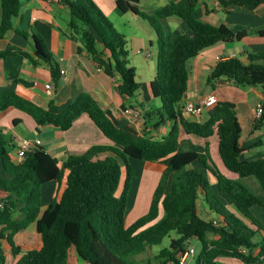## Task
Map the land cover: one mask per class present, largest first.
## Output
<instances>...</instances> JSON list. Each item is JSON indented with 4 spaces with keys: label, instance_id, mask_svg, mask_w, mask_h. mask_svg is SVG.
Listing matches in <instances>:
<instances>
[{
    "label": "trees",
    "instance_id": "trees-1",
    "mask_svg": "<svg viewBox=\"0 0 264 264\" xmlns=\"http://www.w3.org/2000/svg\"><path fill=\"white\" fill-rule=\"evenodd\" d=\"M60 1L68 6L69 28L81 49L106 75L117 77L120 94L134 97L139 85L135 68L130 65L126 37L92 0ZM199 1L170 0L152 14L126 0L116 1L122 12L131 11L149 21L157 34L156 75L150 88L161 104L142 116L145 127L151 129L170 123L162 138L149 136V131L136 137L117 126L87 92H79L64 110L52 112L13 90H0V111L17 108L34 119L36 129L52 124L67 130L86 114L113 143L91 145L82 154L67 156L62 163L37 145L22 158L23 162L15 163L12 152L16 145L0 129V192L4 194L0 197V264H6V244L16 259L13 264H69L71 248L86 264H135L136 254L160 244L171 231L175 236L153 256L155 264H180L192 240L199 242L193 264H218L219 257L236 258L242 264H264V223L251 211L254 205L264 206L262 201L240 180L221 173L206 146L179 139L182 130L200 138L216 135L218 155L225 168L239 178L253 176L264 192V158L240 159L241 128L234 105L216 101L206 109L204 120L186 117L179 105L187 88V61L216 43L239 41L247 35L245 29L233 31L226 24L200 19ZM220 4L223 8L244 6L253 11L264 0H222ZM19 8V0L0 1V38L14 29ZM167 17L179 18L188 32L173 33L155 24ZM259 33L264 35V29ZM33 38L36 55L53 64L42 37ZM98 42L105 53L98 49ZM8 55L24 53L13 46L0 49V59ZM220 78L239 86L262 87L258 123H263L264 51L248 53L245 61L237 57L218 60L207 80L212 84ZM129 157L168 162L147 211L127 225L134 176ZM208 173L214 177L216 189ZM49 181L63 182L64 186L59 196L43 207L41 188ZM201 204L214 216L202 215ZM31 223H35L40 246L23 251L14 238Z\"/></svg>",
    "mask_w": 264,
    "mask_h": 264
},
{
    "label": "crops",
    "instance_id": "crops-1",
    "mask_svg": "<svg viewBox=\"0 0 264 264\" xmlns=\"http://www.w3.org/2000/svg\"><path fill=\"white\" fill-rule=\"evenodd\" d=\"M92 1L114 26L117 19L126 17L129 18V22L137 27V29L132 28L131 30L129 24L128 36L124 35L127 41L126 45L129 44L130 48L128 53L133 50L137 52L145 45H148L149 49L152 50V38L155 37L157 42V34L149 21L140 18L131 11L122 12L116 4L117 0ZM126 1L140 10L152 14L156 8L170 0ZM221 1L200 0L197 7L198 17L214 25L226 24L233 31L245 29L247 35L239 41L216 43L203 49L187 61V88L179 105L183 107L186 100L200 101L209 94H213L217 101L231 102L234 105L241 128L239 144L243 151L240 159H261L264 158V122L258 123L252 108L261 101L262 87L260 85L239 86L235 85L232 80L225 78L217 79L210 84L207 78L213 66L220 59L237 57L245 61L248 53L264 51V35L259 33L260 30L264 29V4L251 11L244 6L223 8L220 4ZM19 2V14L13 20L14 29L9 30L4 37L0 38V49L13 46L16 50L23 52L24 55H8L0 59V90H13L52 112L64 110L79 92H87L99 103L117 126L130 131L136 137L149 131V136L162 138L168 132L170 123L155 129L144 125L143 113L160 106H157V99L159 102L160 99L154 97L151 92L150 81L152 79L142 82L143 91L140 100L136 97L120 94L117 90V77H110L98 69L96 62L85 50L81 49L80 41L72 37L68 24L70 14L66 4L60 0H19ZM155 24H158L162 29H169L173 33L188 32L184 22L177 17H167L163 21H155ZM33 35L42 37L47 50L52 55L53 64L36 55ZM97 45L98 49L105 53L102 44L98 42ZM152 56L151 52L150 57ZM54 65L56 70H53ZM61 70L65 71L64 74L60 73ZM46 83L52 87L53 93L51 95L46 93L44 87ZM131 107L137 108L139 113H127L126 109ZM206 109L202 111L200 117H195L184 110L183 113L190 119L204 120ZM0 129H3L9 142L15 144L16 147L23 139H39L41 141L39 146L56 157L60 163L69 155L82 154L91 145L113 144L98 130L86 114L78 117L67 130H61L52 124H44L36 129V123L30 115L10 107L0 111ZM179 139L190 140L195 145L206 146L215 167L226 176L240 180L264 204V192L253 176L239 178L235 173L225 168L218 155L216 135L200 138L187 135L182 130ZM16 147L12 152L14 159H17L14 154ZM167 162L168 159L156 161L160 164V169H163ZM196 166L205 171L198 163ZM208 177L212 187L216 189L214 177L210 173H208ZM63 186V182L58 184L56 181H49L42 186L43 207L51 198L59 196ZM3 196L4 194L0 192V197ZM200 208L203 210L202 215L206 218L212 217L207 207L201 204ZM251 211L264 223V206L254 205L251 207ZM15 242L21 247V250L28 249L23 248L17 239ZM39 246L40 241L36 248ZM5 249L6 263L11 258L10 264H13L16 259L9 256L11 255L10 247L7 244ZM74 250L71 248L69 251V264H72L73 260L79 264L76 259L78 258L77 253L71 256V251L74 252ZM217 263L242 264L238 259L232 257H219Z\"/></svg>",
    "mask_w": 264,
    "mask_h": 264
},
{
    "label": "rangeland",
    "instance_id": "rangeland-1",
    "mask_svg": "<svg viewBox=\"0 0 264 264\" xmlns=\"http://www.w3.org/2000/svg\"><path fill=\"white\" fill-rule=\"evenodd\" d=\"M115 24H116L115 25L116 29L123 35H127V36H128L129 24L131 30L132 28L137 29L136 26H134L131 22H129V18L126 17L117 19ZM152 40H153L152 50L149 49L148 45H145V47H142V49L138 50L137 52H134V50L129 52L130 53L129 59L131 61L130 64L134 66V68L136 69L135 80L139 85V89L137 94L134 96V98L136 97V99L138 100H140L142 96V91H143L141 87L142 82L151 79L153 80V78L156 75V57L158 56V48L155 37H153ZM126 48L127 50H130L129 44L126 45ZM147 49L150 52H152L154 57L153 56L147 57L145 55V51ZM157 101H158L157 106H159L160 102L158 99ZM128 160L129 163L132 165L134 176L128 197V209L125 218L127 225L132 223L135 219H137L139 216H141L147 211L153 190L160 179V175L162 171V169H160L159 167L160 164L156 162L142 161L132 157H129ZM211 215L214 216V213H211ZM38 236L39 235L37 234L35 229V223H31L25 229H23L21 233L17 235L15 240L17 239L23 248L34 249L39 245L40 238H38ZM174 236H175V232L171 231L169 235L163 238L160 244L153 246L151 249H148L145 252L136 254L134 256L135 264H155L156 260L153 258V256L157 254L161 248L168 246L171 237ZM214 236L215 235L213 234H209V237H214ZM198 244L199 242L197 240H192L191 244L189 245V248L190 247L195 248V254L188 259L190 264H193ZM74 253H76L75 250L74 252L71 251V256H74L75 255ZM76 259L79 264H86V262H84L83 260L79 258ZM11 261L12 259L10 258L6 264H10ZM72 264H76L75 260L72 261Z\"/></svg>",
    "mask_w": 264,
    "mask_h": 264
},
{
    "label": "built area",
    "instance_id": "built-area-1",
    "mask_svg": "<svg viewBox=\"0 0 264 264\" xmlns=\"http://www.w3.org/2000/svg\"><path fill=\"white\" fill-rule=\"evenodd\" d=\"M145 55L147 57L151 56L150 51H145ZM101 69V68H98ZM102 70V69H101ZM64 70H61L60 73L64 74ZM46 89V93L48 95H51L53 93L52 87L49 83H46L44 85ZM217 101L216 97L213 94H209L205 96L202 100L200 101H193V100H186L184 105H183V110L188 112L189 114L195 116V117H200L201 113L204 109L210 107ZM127 113L131 114H138L139 110L136 108H128L126 109ZM252 112L254 116L259 119V117L262 114V104L261 101L258 102L253 108ZM40 140L35 139V140H30V139H23L21 143L16 147L14 150V154L18 160L22 159L25 156L26 151L31 150L32 148L36 147L37 145H40ZM195 254V248L190 247L188 248L183 256L180 258V264H189L188 259L192 257Z\"/></svg>",
    "mask_w": 264,
    "mask_h": 264
},
{
    "label": "water",
    "instance_id": "water-1",
    "mask_svg": "<svg viewBox=\"0 0 264 264\" xmlns=\"http://www.w3.org/2000/svg\"><path fill=\"white\" fill-rule=\"evenodd\" d=\"M28 152H29V151H26L25 156L28 154ZM23 160H24V159H20V160H18V159H14V162H15V163H21V162H23Z\"/></svg>",
    "mask_w": 264,
    "mask_h": 264
}]
</instances>
